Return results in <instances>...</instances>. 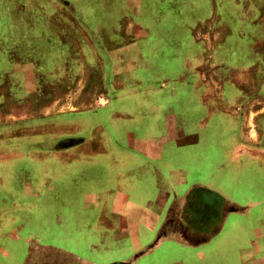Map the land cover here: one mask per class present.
<instances>
[{
  "label": "rangeland",
  "instance_id": "374dc122",
  "mask_svg": "<svg viewBox=\"0 0 264 264\" xmlns=\"http://www.w3.org/2000/svg\"><path fill=\"white\" fill-rule=\"evenodd\" d=\"M63 1L74 5L77 13L74 14L62 6ZM125 1L0 0V121L8 117L7 112L16 113V118H27V115L32 114L30 111L45 116L47 113L45 105L37 106L30 104L31 101L27 102L29 97L27 83L30 84L29 87L37 86V88L42 89V86L52 84L57 79L56 76H54L55 78L51 77L50 66L57 54L58 39L54 37L50 43L45 40H31L29 34L24 32L22 24L20 26L14 25V19L23 23L24 18L35 17V15L68 18L69 16L62 15L65 8L68 14H72L70 17L78 15V17L85 19L91 18L95 23L100 22L107 41L102 42V45L96 42L106 65L105 69L102 67V71L97 74V78H101V80H97L98 86L95 87L93 98L86 102L91 105V109L77 113H66L62 116L61 118L71 121L70 126H67L64 131L55 129L49 133L41 130L39 127L48 131L49 123L37 118L12 124H8L6 120L0 123V135L3 136L0 143V210L20 211L27 216L31 206L33 209L38 208L32 217H27V219L32 220L29 221L28 228H24L15 234L12 233L10 237H6L3 231L0 232V264H21L24 260L29 259L31 250H38V252L35 251L37 254V261L35 262L40 264H122L130 259L129 264H201L198 256H201V253H206V250L207 254L210 255L209 264H239L235 258H237L238 249L243 242L241 236L237 234L239 230L237 228L238 217L230 212L233 211L234 207L237 209L239 207L248 208L259 201H264V167H261L257 161L247 162V159L242 160V158L238 159V162L243 163L241 166L242 163L239 164L236 161L239 153L231 154V152L234 151V148L242 145H245L246 152L251 156L257 150V158H259V151L264 152V101L251 106L248 105L244 117L242 115L243 108L236 100L238 87H233L232 84H239V80H243L245 70H247L245 79L264 81V74L259 76L258 73L259 70H264V60L262 61L263 64L258 61V57L255 56L260 55L259 46L254 47L258 43L257 41L262 38L260 36L264 35V8L260 12L258 11L259 7L264 5V0H161L163 3L160 8L161 12L167 18L164 21V27L162 26V29L159 30L162 40L156 44L158 49L150 57L151 68L153 69L134 74L138 78L144 79L143 86L133 85L127 74L122 72H119L122 74L119 79L115 65L113 66L112 63L113 59L107 56L109 48L130 43L126 36L121 35L122 30L129 26L127 18H136L142 15L141 10H137L138 8L135 6L130 7V9L127 8ZM139 2L140 0H136V3ZM187 2L193 3V8ZM226 4H230L229 11L228 8H225ZM253 6L258 7L257 11H254ZM142 9L147 15L145 19L148 20L149 14L156 16L160 11H147L146 7ZM205 17L212 19V27L215 33L221 34L223 32V36L226 35L225 29L222 32L217 31L221 27L217 22L218 17L228 21L226 32L229 38L224 36V40L227 38V42L223 45L214 42L215 58L212 66L215 69L214 75L221 71L220 74L224 77L225 90L222 105H224V109L228 107L230 113L235 115V118L234 115H230L228 120L224 122L220 121L219 114L216 112L206 115L201 109L200 112L199 109H196L199 97L203 95L205 90L203 88L196 89L188 84V82L194 81L192 70L183 76L186 78L185 83L173 82L166 86L163 85L164 78L169 75L165 73V63L170 60L172 54L175 55V62L181 59L177 68L173 69L175 76L178 74V69L182 76L179 67L186 63V60L192 61V65L198 63L194 61L196 60L194 55L199 50L204 52L203 45L206 42L194 43L192 38L195 29L193 19ZM121 19H124L122 24L116 22ZM260 19L262 20L259 23H254ZM244 21L251 22L245 24ZM103 33L102 36H104ZM39 36L42 35H38V38ZM70 42L75 47L73 49L80 46L82 54L86 55L90 51L87 42L81 40L77 35H72ZM152 43L155 44L154 41ZM71 44L67 45L71 47ZM52 45H54V49ZM221 53L225 58L224 67L216 70ZM249 53L253 56H250ZM66 57H71V55ZM60 61H62L61 58ZM75 62L76 60L73 59L72 63L75 64ZM23 65H29V69L33 67L37 74L25 72L23 74L21 72L24 70ZM175 67L172 66V68ZM118 68L124 69V65H119ZM35 75H37L36 79ZM26 77H30L28 82ZM228 77L231 83L226 81ZM124 79L126 81L123 82ZM119 81L126 83V87H116ZM76 91L75 88L71 92ZM251 91L253 96H264V89ZM256 92H261V94L257 95ZM5 94L9 98L6 100L9 104H3L4 98L1 96ZM37 96L38 98L35 100L38 101L43 96L42 91ZM101 97L110 100L111 104L104 107L105 103L102 102L100 106L98 100ZM147 97L157 99L161 108L155 112L157 113L156 116L152 115L154 123L150 120L154 125L153 129L146 132L141 129V125L136 126L131 123L137 117L141 120L144 119L145 107L142 104L146 103L144 101ZM135 103H140L138 108L134 105ZM208 103L211 107H219L214 95L208 99ZM85 107L86 105L77 106L80 109ZM169 108H175L178 114L191 118L193 124L188 125L184 130L187 139H184L183 136L175 137L173 131L169 132L170 134L167 131V137L164 135L162 121L159 118L164 119V111ZM71 109L73 110V108ZM260 111V117L255 120L257 117L255 113ZM136 112H140V114L135 116ZM36 114L33 113L32 115ZM200 120L204 126L199 124ZM244 123L247 124L245 128L247 136L242 140L241 128H244ZM126 124L128 125L125 126ZM175 125L178 123L176 122ZM99 126L103 127L105 132L94 133V129ZM110 126L116 130L118 126H122L124 131H129V135L124 132L127 135L125 137L124 133H119ZM255 128L261 133V138L258 137ZM11 133L14 136L7 138V135ZM191 134L198 136L188 138ZM195 137L198 138V142L193 143ZM84 139H92L96 141L95 144L103 143L106 145L108 149L106 155L93 154L89 157V154L85 153L87 152L85 148H82ZM179 140H187L188 142L182 144L186 148L184 151H179L175 146L180 145ZM149 141L163 145L166 153L164 152L159 161L152 162L148 158H142L140 165L142 164L151 170L155 169V165H158L163 178L159 179L157 176H153L152 172H148L149 176L147 177L135 178L132 189L129 191L131 196L128 197L127 204L126 201L119 202L118 207L120 211L143 208L154 214L156 218L157 213L163 210V205L158 206L157 204L158 198H165L166 210L174 204H181L185 217L179 219L176 229L180 237L183 232L184 238H191L189 239L191 243L171 237L157 240L158 228L153 231L143 225L141 228L145 234L141 232L139 236L135 235L130 238H125V234H119V238L115 242L108 241L107 249L103 247L95 251H88L84 241L82 243L77 241L81 240L79 236L82 238L84 236L83 232L77 233V229L81 230L94 221V214L90 212L99 208L98 206L94 209L97 207L96 202L87 204V200L84 198L79 201V206H72V208L79 209L77 214L69 211L60 214L59 217L56 213L51 212V207L46 199H39L37 202L36 198H30V195L25 197L18 182V176L22 171H37L43 176L46 170H53L56 174L60 173L59 176L62 173L69 174L72 178L76 177L77 182L83 186L90 183L97 185V180L102 171H111L110 162L112 159L108 154L114 149L115 144L124 147H136ZM48 146L51 154H63L64 152L63 155L69 159L80 156L81 163L75 159L69 160L71 161L69 164L64 162L65 159L57 160L55 155H49L50 157L45 158L47 155L45 150ZM8 149L14 153L11 151L1 152ZM32 153H41V157L32 159ZM119 154L125 160L130 153L122 152ZM133 158L135 163V155ZM163 163L165 166L162 165ZM126 168L125 164L123 168L122 166L115 168L114 172L111 171V175L107 177V181L103 182V186H106L104 187L106 191L103 190L104 196L106 195L104 201L108 202L109 205L115 201L114 198L118 195L116 193L118 191L117 186L123 185L122 187H124L126 183L125 179L120 178L121 173L126 171ZM64 170L66 171L64 172ZM176 170H180L179 173ZM116 175H119L118 181L114 179ZM95 187L98 188V186ZM76 202L78 203V201ZM28 205H30L29 208ZM114 208L109 210L110 216L113 214ZM226 215L227 221L224 225H210V223L217 224L218 218ZM67 220L69 223H66ZM183 220L187 222L185 223ZM9 226L5 222L1 224V227L6 231H8ZM208 238L209 240L213 238V240L204 242ZM32 244H34V248ZM41 249L42 253H40ZM130 256L131 258L128 260L127 258Z\"/></svg>",
  "mask_w": 264,
  "mask_h": 264
},
{
  "label": "crops",
  "instance_id": "0c3cea01",
  "mask_svg": "<svg viewBox=\"0 0 264 264\" xmlns=\"http://www.w3.org/2000/svg\"><path fill=\"white\" fill-rule=\"evenodd\" d=\"M64 3L62 6H65L68 8L70 12H76V7L72 4H69L67 1H63ZM127 3V8L130 9V7L133 8H138L137 10H141V16L136 17V18H127L129 21V26L126 27L124 30H122V36H126L130 43L126 45H118L116 47H111L107 51V56H109L112 60L113 66L115 65L116 68V74L117 77L120 79L122 74H119V72L127 74L129 77V80L133 85L135 86H143L144 79H140L134 74L138 73H144L151 71L153 68H151V63L150 57L153 55V53L158 49L156 44L160 43L162 39L159 33V30L162 29V26L164 27V21L167 17L162 15L161 12V0H140L139 3H136V0H126L125 4ZM189 3L190 7L193 8L194 4L191 2ZM191 3V4H190ZM188 5V6H189ZM146 7V10H156L159 11L158 15L153 16L152 14L148 15V19H145L147 15L144 14V9L142 8ZM224 7V6H223ZM228 8V11L230 9V4L227 5L226 7ZM264 8V5L262 4V7L258 9V7L253 6L254 11L260 12ZM217 9V8H216ZM77 13V12H76ZM63 16H69L68 18L64 17H44V16H38L35 15V17H26L24 18V22L18 21V19H14V25H19L22 24L24 32H27L26 34H29L31 40H45L46 42L50 43L52 40H54V37L58 39L59 41V47L56 48L57 54L55 55L56 57L53 58L51 66H50V75L52 78H55L56 76V81L52 84L45 85V87L42 86L41 88L35 87H29V83H27L28 86V91L27 93L29 94V97L27 98V102L31 101L32 103L30 104H36L38 105H45L47 113H45V116H40L37 115V112L30 111V113H35L36 115H27V118H16V113H9L8 117L6 119H1L0 123L2 121H7L8 124L16 123L19 121H26L28 119H40V120H46L49 123L48 126V131L46 129H43V127H39L41 130H45L46 132L51 133L53 130L57 131H64L67 126H70L71 121L65 120L61 118L64 116L66 113H77L80 111H85L91 109V105L87 104V101H90L93 97L92 95L94 94L95 87H97V80H101V78H97V74H99L102 71V67L105 69V60H103L101 53H99L100 47H97L96 42L102 45V42H107L105 33L102 32V28L100 25V22L95 23V21L91 18L85 19L84 17H70L72 14H68L66 9L64 8V11L62 12ZM152 18V19H151ZM76 19V20H75ZM262 19L259 21H255L254 23H259ZM194 25L195 29L193 30V41L194 43H202L205 41V45H203L204 52L202 50H199L198 53H195L194 55L195 59L194 61H197L198 63L196 65H192V61H187L184 64L180 65V69L182 72V76L179 74V69L177 70L178 74L175 76L173 74V69H176L180 60L175 62L174 58L175 55L172 54V57L170 60L165 63V73L169 74L164 78V83L163 85H168L169 83L173 82H181L185 83L186 78L183 77L187 75L191 70L194 72V81L188 82V84H191L194 88L200 89L203 88L205 91L201 97H199V103L198 107L196 109H200L203 111L204 114L208 113H213L216 112L219 114V119L220 121L224 122L227 121L230 115H234L230 113L229 108L227 107L224 109V105H222L224 101V90H225V82L223 81V75L220 74L222 73L221 71L216 73L215 75L213 74V71L215 72V69L212 67L213 62H214V52H213V44L214 42L219 43L223 45L225 42H227V38H229L228 33L226 32V27L228 26V21L227 19L224 20L221 17H218L217 22L221 25L220 28L217 29L220 30L221 32L224 31L227 38L224 40L223 32L220 34L217 31V34L215 33V30L212 27V19L205 17V18H194ZM116 22H120L121 24L124 22V19L118 20ZM251 21H244L243 23H250ZM264 22V21H263ZM115 23V22H114ZM253 23V22H252ZM225 27V28H224ZM45 31V34L43 32ZM163 31V30H162ZM102 33L104 36H102ZM35 34L34 36H32ZM216 34V35H215ZM38 35H42L39 36ZM72 35H77L81 40H84V42H87V46L89 47L90 51L85 55L81 53L82 48L78 46V48H75L71 44V37ZM102 36V37H101ZM34 37V38H33ZM262 38L257 41L258 43L255 44L256 46H259V52L260 55H256L255 57H258V61L262 63L264 60V35L260 36ZM104 39V40H103ZM127 39V41H128ZM152 39V40H151ZM154 39V40H153ZM21 41V40H20ZM152 41L155 42L152 43ZM179 41V40H178ZM67 44H71V47ZM52 48L54 49V45H52ZM102 49V46H101ZM71 55V57H66L68 55ZM250 54V53H249ZM75 55L74 57H72ZM180 57L179 55H176ZM219 56V55H218ZM250 56H253V54H250ZM60 58L62 61H60ZM148 58V59H147ZM73 59L76 60L75 64L72 63ZM220 61L218 62V65L216 66V70H220L221 68L224 67V56L220 55L219 57ZM256 60V62L258 63ZM104 64V65H103ZM260 64V65H261ZM119 65H124V69L118 68ZM41 67V64L39 65ZM126 66V67H125ZM172 66H176L175 68H172ZM255 66V65H254ZM24 70L21 71L23 74L25 73H34L37 74L35 69L33 67H30L32 69H29V65H23ZM245 70V69H244ZM12 72V71H11ZM10 72V73H11ZM247 70L243 72V80H239V84H232L233 87H238V96L236 97V100L238 103L241 104L243 108V113L242 115L245 117L248 105H252L255 103H261L264 101V96H259L258 94H261V92H256L257 96H253L251 93V90L257 91L258 89L263 90L264 89V81H253L250 79H245V73ZM258 72V70H256ZM259 76L264 74V70H259ZM37 75H35L36 79ZM27 82L30 80V77H26ZM126 81V79L123 80V82ZM227 82L231 81L229 80V77L226 79ZM122 81H119L116 85V87H126L125 84ZM123 83V84H122ZM108 85V83H106ZM77 89L76 92H71L72 90ZM43 93V96L40 97V99L37 101L35 100L38 98V94H41V91ZM240 89V90H239ZM218 90V91H217ZM248 90V91H247ZM4 94V92H3ZM239 97V95H241ZM216 96V99L219 103V107H211L210 104L208 103V99L212 96ZM4 98V103L3 104H9L6 102L8 98L7 94L1 96ZM105 100V101H104ZM148 100V101H147ZM241 100V101H240ZM100 103L99 105H102V102H104V107H107L111 104V101L106 99V98H100L98 100ZM151 101V102H149ZM258 101V102H257ZM34 102V103H33ZM143 102V101H141ZM140 102V103H141ZM146 103H143L142 105L145 107L144 108V113H143V118L144 119H133L131 124H134L136 126H142L141 129H144V131H151L154 127V118L153 116H156L157 112L160 108L161 105L155 99L154 97H147ZM140 103H135L134 105L136 108L139 107ZM221 104V105H220ZM71 105V106H70ZM81 105H86L85 108H77V106ZM73 108V110L71 109ZM195 109V111H197ZM241 110V109H239ZM165 113V118L161 119L159 118L162 122L161 125L163 126L164 129V135H168L169 132L173 131V134L175 137L178 136H183L184 139H187L185 136V127L188 125H192L193 122L191 118L186 117L183 114H178L175 110V108H169L168 110L164 111ZM260 112H256L255 115L257 118L260 117ZM29 114V113H28ZM140 112H136L135 116H138ZM239 114V113H238ZM153 115V116H152ZM240 115V114H239ZM263 115V114H262ZM43 117V118H42ZM235 118V115L233 116ZM141 118V117H140ZM18 119V120H16ZM145 120V123H144ZM153 122H151V121ZM240 120V119H238ZM159 120L157 119V122ZM199 123L200 125L204 126V123L202 120ZM204 121V120H203ZM178 123V125H175V123ZM199 122V121H198ZM197 123V122H196ZM247 124H243L244 128H241V132L243 133V137L247 136V130L245 128ZM114 127V124H112ZM132 126V125H131ZM201 126V127H202ZM220 126V124H219ZM249 126V124H248ZM46 127V125H44ZM118 128H120L118 126ZM117 128V129H118ZM32 130V128H31ZM256 130V128H255ZM34 131V130H32ZM168 131V133H166ZM105 130L103 127L99 126L94 129V133H103ZM129 132V131H128ZM258 137L261 138V133H259L256 130ZM129 135V133H127ZM133 134V133H132ZM170 134V133H169ZM48 135V134H47ZM13 137L14 135L11 133L7 135V138ZM198 136L196 134H191L189 135L188 138ZM3 138L2 135H0V143L1 139ZM196 139L193 140V143L198 142V138L195 137ZM95 140L92 139H84L83 146L87 152L86 154H89V157L93 154L96 155H101L104 154L106 155V152L108 151L106 145L103 143H97L95 144ZM180 145H175L177 146V149L179 151H184L186 148L185 143H188L187 140H179L178 141ZM261 146V145H259ZM78 147V146H77ZM76 147V148H77ZM114 149L109 152V156L111 157V166L110 169L112 172H114L115 168H119L122 166L126 168V171L121 173V177L126 180V183L124 187L123 185H118L117 186V192L118 195L114 198L115 201L111 203V205L108 204V202H105V196L103 194V190L106 191V189L103 186V182L107 181V177L110 176L111 171L109 170H104L101 173L100 178L97 180V185L90 183L87 186H83L77 182L75 178L70 177L69 174H62L61 176L60 173H55L53 170H46L43 176H41L37 171H22L21 174L18 176V182L19 185L22 189L23 194L27 193L29 195H34V198H36L37 202L39 199H46V202L51 207V212L56 213L59 217L61 216L60 214H63L64 212H74V214H77L76 212L79 209L72 208L68 209L65 205L66 200H69L72 202V205L75 206L77 204L76 201H82L84 198H86V203L90 204L92 202H96L95 208L96 211L90 212L94 214V221L90 222L88 226L84 227L83 229L79 230L77 229L78 232H83L84 236L81 238V240H77L78 242L82 243L83 241L87 244L88 251H95L97 249H102L103 247L107 249L106 245L109 244L108 241H113L115 242L119 238V234H125V238H130L133 236H139V234L142 232L145 234V231L142 230L141 226L146 225V228H151L153 231H156L158 228V237L157 240H161L166 237H171L175 239H180L183 242H190L189 239H186L183 237V232L180 234L178 233L176 226H178L179 219L183 218V208L181 207L182 205H172L171 208L166 210L165 207V198L160 197L158 198L157 204L158 206L160 204L163 205V210L159 211L157 213V217L155 218L154 214H151L149 211L144 210L143 208L140 209H134V210H129V211H120L118 204L119 202L123 203L128 201V197L131 196V192H129L132 189L133 185V180L135 178H144L149 176L148 172L153 174V176H157L159 179H162V173L160 171V167L158 165H155V169H150L146 168L144 165H140V159L142 158H148L149 160L154 161H159L162 158V155L164 152L166 153V149H164L163 145L156 144L155 141H149L146 142V144L141 145V146H127V149H117L115 146H113ZM174 147V146H173ZM80 148V147H79ZM234 151L231 152V154L238 152L239 155L236 158V161L238 162V159L242 160L247 159V162L250 161H257V163L261 166L264 167V160H263V153L259 151V160L256 157L257 150L255 151V154L253 156L249 155L247 153L245 145L239 146L237 148L233 149ZM12 152V150H6V151H1V152ZM44 151V150H43ZM47 152V155L45 158L50 157L51 155H55L57 160L65 159L64 162H68L69 164L71 161L75 160L77 162L81 163V157H73L70 158L67 156H64L63 154H51V150H49V146L45 150ZM17 152V151H15ZM130 153L127 157V159L124 160V157L120 155L119 153ZM118 153V154H117ZM139 154V155H138ZM181 154V153H180ZM179 154V155H180ZM16 155V154H15ZM41 153L38 154H31V158H37L41 157ZM50 155V156H49ZM135 155V163L133 162V157ZM86 156V155H84ZM68 158V159H67ZM71 160V161H69ZM63 163V162H62ZM159 163V162H156ZM169 165L170 162L168 161ZM239 164L242 162H238ZM163 166L164 163L162 164ZM166 165V166H169ZM147 167L149 165H146ZM243 166V163L242 165ZM240 166V167H241ZM239 169V168H238ZM66 170H64L65 172ZM180 170H176L177 173H179ZM182 171V170H181ZM176 174V173H175ZM119 175H116L114 179L118 181ZM182 175V174H180ZM179 175V176H180ZM95 183V182H94ZM183 183V182H181ZM95 186H98L95 187ZM102 191V192H101ZM126 193V194H125ZM116 195V194H115ZM119 199V200H118ZM181 200L180 198H178ZM184 200L182 199V202ZM75 202V203H74ZM114 203H115V208H114ZM117 204V207H116ZM184 205V202H183ZM24 206V205H23ZM77 206V205H76ZM25 207V206H24ZM239 207V206H238ZM66 208V209H65ZM111 208H114L113 214L111 216L109 215V210ZM245 209L243 207H239ZM38 208H34L31 206V210L29 212V218L33 216L37 212ZM243 211V210H242ZM79 213V212H78ZM169 216L168 220L165 222L163 221L164 216L166 215ZM246 216H250L252 213L251 212H244ZM24 212L20 211H2L0 210V232L3 231L4 235L6 234L7 236H11L12 233L15 234L17 232H21L22 229L28 228V224H23L25 219V215H23ZM96 214V215H95ZM257 214V215H256ZM259 215V216H258ZM262 214L255 213V218L254 216L252 217V220H254V223L256 227L255 230H251V225L249 222V218L243 217L242 219V224H247L245 225H240V221L238 220L237 222V228H239L237 234L238 236H241V241L243 242L242 246L238 249L239 253H237V262L239 264H264V214L263 216H260ZM257 218V219H256ZM256 219V220H255ZM4 220V221H2ZM83 220V218H82ZM31 222L32 220L29 219ZM81 221V220H80ZM182 222V220H180ZM2 222L8 223L9 229L8 231L4 230L1 227ZM66 223H69V220H67ZM183 223V222H182ZM185 225V224H184ZM130 226L131 228H129ZM243 226V229L241 228ZM245 226V228H244ZM11 228V229H10ZM141 228V229H140ZM178 236V237H177ZM124 237V236H122ZM210 240H213L211 238ZM33 248H34V244ZM38 246V245H37ZM40 248H43L41 246H38ZM31 254L29 259L24 260L21 264H35L37 261L36 258V252L38 250H31ZM42 249L40 253H42ZM144 252V251H142ZM210 256L206 253H201V256H198V260L200 261L205 260V261H200L201 264H207L208 259L207 257ZM131 258H127L128 260ZM125 259V260H127ZM34 262V263H33ZM125 263L122 264H127L129 261H124ZM241 262V263H240ZM87 263V262H85ZM90 263V262H89ZM36 264H40L37 262Z\"/></svg>",
  "mask_w": 264,
  "mask_h": 264
},
{
  "label": "flooded vegetation",
  "instance_id": "af4514ba",
  "mask_svg": "<svg viewBox=\"0 0 264 264\" xmlns=\"http://www.w3.org/2000/svg\"><path fill=\"white\" fill-rule=\"evenodd\" d=\"M128 124H126L125 126H127ZM110 128H113L112 126H110ZM127 128V127H126ZM114 130H116L115 128H113ZM116 131H118L119 133H124V132H126V133H128V130H126V131H124L123 130V128H122V126L120 127V128H118ZM125 134V133H124ZM109 135V134H108ZM125 137H127V135L125 134ZM105 142V141H104ZM115 148H117V149H127L128 147H124V146H122V145H119V144H115ZM258 160H259V158H258ZM23 195H25V197H26V195H29V194H27V193H24ZM30 198H34V195H30ZM65 202V205H66V207L68 208V207H72L73 205H72V202H70L69 200H66V201H64ZM75 203V202H74ZM24 204H22V206H23ZM75 205H77V206H79L80 205V202H78L77 204H75ZM175 205V204H174ZM30 207V205H28V208ZM264 201H259V202H257L256 204H254V205H251L250 207H248V208H245V209H242V208H240V211L237 209V208H235L234 207V209H232L233 211H231L230 213L231 214H235V215H237V217L239 218L238 220L240 221V225H245V224H242V219H243V217L245 218V217H247V218H249V222H250V225H251V230H255L256 229V227L257 226H255V224H253L254 223V220H252V217L255 215V213H257V212H259V214H262V215H260V216H263V214H264ZM66 209V208H65ZM263 209V210H262ZM243 210V211H242ZM251 212L252 214H254V215H250L249 217L248 216H246V214L244 213V212ZM183 213H184V210H183ZM218 213H219V210H218ZM29 215L30 214H28L27 216H25V219H27V217L29 218ZM257 215V214H256ZM259 216V215H258ZM169 216L167 215V213H166V215L164 216V218H163V221L165 222L166 220H168L169 218H168ZM183 217H185V215L183 214ZM257 219V218H256ZM255 219V220H256ZM185 223L187 222L186 220H183ZM193 221V220H192ZM227 221V215L226 216H223L222 218L221 217H219L218 218V220L216 221V223L217 224H211L210 223V225H214V226H219V225H221V224H223L224 225V223ZM28 224L29 223V219L28 220H24V223L23 224ZM247 225V224H246ZM245 225V226H246ZM245 226H244V228H245ZM188 227H191V226H188ZM242 229H243V226L241 227ZM8 237H10V236H8ZM209 241H211V240H209V238L206 240V241H204V242H209ZM188 243H190V242H188ZM142 254H144V252H142ZM209 257L210 256H208L207 257V259H208V262H209ZM200 261H202V259L200 260ZM131 262V259L129 260V262L127 263V264H129ZM209 264V263H208Z\"/></svg>",
  "mask_w": 264,
  "mask_h": 264
}]
</instances>
